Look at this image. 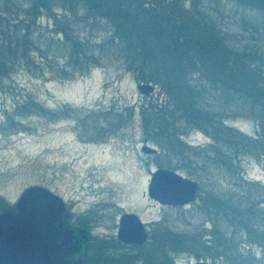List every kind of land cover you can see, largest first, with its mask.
Segmentation results:
<instances>
[{
    "label": "rangeland",
    "instance_id": "obj_1",
    "mask_svg": "<svg viewBox=\"0 0 264 264\" xmlns=\"http://www.w3.org/2000/svg\"><path fill=\"white\" fill-rule=\"evenodd\" d=\"M50 2L53 13L48 15L45 0L40 1L41 12L36 0H0V48L8 42L21 45L12 54L9 72L0 78V196L7 206L14 204L28 185L44 184L64 198L74 223L86 224L91 229V244L117 238L118 219L125 211L135 212L146 225L149 231L143 243L146 244L154 229L166 226L175 231L200 233L207 240L209 236H203V230L212 224L199 211V194H203L206 186H217L222 192L244 193L248 189L254 201L264 200V156L251 155L242 158L239 179L215 169L200 181L174 168L198 181L196 198L186 206L163 205L150 198L146 191L153 170L168 167L172 159L160 152L153 137L146 135L144 120L160 116L150 113L149 104L158 109L168 98L154 82L135 78L133 70L116 53L112 54L109 37L113 30L108 19L89 16L83 7L79 10L71 5L64 7L63 1ZM193 2H198L196 7L191 0L186 5L212 19L237 49L251 46L264 49L262 10L236 0ZM254 20H261L258 32L249 24ZM67 28L83 44L88 43L100 59L74 78L60 77L57 71L69 59L63 44ZM77 62L74 60L71 66L75 63L77 66ZM139 82L153 83L154 90L144 94L136 88ZM219 94L215 90L206 91V104L218 110L235 105ZM31 100L42 110L16 114L27 108ZM17 104H23L22 109ZM46 108L61 113L44 114ZM143 108L147 109L144 116ZM228 111L225 121L230 126L256 136L259 128L253 116L232 115ZM6 114L13 118L7 119ZM177 128L192 147L211 141L204 131L189 128L183 120ZM145 143L157 151L152 154L142 151ZM218 224L221 230L227 227L224 220L220 219ZM136 244L140 243L130 245ZM240 246L246 254L254 255L255 264H264L262 244L241 242ZM106 248L110 255L133 250L119 245ZM148 248L144 247L145 252ZM169 254L174 264L199 260L213 264L210 257L197 258L189 250Z\"/></svg>",
    "mask_w": 264,
    "mask_h": 264
},
{
    "label": "trees",
    "instance_id": "obj_2",
    "mask_svg": "<svg viewBox=\"0 0 264 264\" xmlns=\"http://www.w3.org/2000/svg\"><path fill=\"white\" fill-rule=\"evenodd\" d=\"M40 1L36 0L37 7ZM59 1H63L64 7L71 5L78 10L83 7L89 16L108 19L113 30L109 37L113 45L112 54L116 53V57L133 70L135 78L154 82L168 98L158 109L149 104L147 109L152 110L150 113L160 116L145 119L143 130L148 137H153L160 152L172 159L167 164L169 168H179L200 181L215 169L239 179L244 156H264L263 48L237 49L228 42L221 27H217L203 12L192 11L186 5L187 0ZM191 1L196 7L198 2ZM236 1L264 12V0ZM45 4L50 11L48 15H51L53 6L50 0H45ZM261 20L264 26V17ZM261 20L250 21L249 24L258 32ZM64 35V49L69 59L63 69L57 70L60 77L82 75L85 68L100 61L89 44H83L71 29H65ZM20 47L8 42L0 48V78L9 72L12 54ZM74 60L78 65L75 63L72 67ZM212 90L220 93L230 104H235L228 109L232 115L250 114L257 120L259 129L256 136L230 126L225 121V116H228L226 107L218 110L206 104L204 94ZM29 104L16 114L42 110L32 100ZM17 105L21 108L23 104ZM147 109H142V116L146 115ZM45 113L59 116L61 112L46 108ZM6 117L13 118L8 114ZM182 120L189 128L204 131L210 143L189 145L177 128ZM204 188L203 194H199V211L212 224L202 232L203 236H209L207 240H203L200 233L175 231L166 226L154 229L150 240L142 245L123 244L115 236L94 241L88 246L85 263L174 264L175 260L169 253L189 250L197 258L210 257L213 264H255L254 255L241 250L240 243L256 242L264 247V206L261 205L264 200L254 201L248 189L240 193L232 190L222 192L217 186ZM6 207L7 203L0 196V208ZM220 219L227 224L224 230L218 224ZM115 245L129 246L133 250L110 255L106 247ZM146 245L149 247L147 252L144 249Z\"/></svg>",
    "mask_w": 264,
    "mask_h": 264
},
{
    "label": "water",
    "instance_id": "obj_3",
    "mask_svg": "<svg viewBox=\"0 0 264 264\" xmlns=\"http://www.w3.org/2000/svg\"><path fill=\"white\" fill-rule=\"evenodd\" d=\"M153 87L151 82H139L136 88L148 94ZM141 148L149 154L157 151L146 143ZM197 188L198 181L190 176L157 167L146 192L160 204L186 206L195 200ZM16 199L14 208L0 209V264H83L87 229L69 224L62 196L39 183L25 187ZM117 225L115 235L124 244H143L148 237L135 212L120 214Z\"/></svg>",
    "mask_w": 264,
    "mask_h": 264
},
{
    "label": "flooded vegetation",
    "instance_id": "obj_4",
    "mask_svg": "<svg viewBox=\"0 0 264 264\" xmlns=\"http://www.w3.org/2000/svg\"><path fill=\"white\" fill-rule=\"evenodd\" d=\"M43 4L41 5V3H40V6H39V8H37V10H39V12H41V10L43 9ZM65 203H66V201H65ZM67 205V204H66ZM66 205H65V207H66ZM6 208H14V204H12V205H8ZM1 209V208H0ZM4 209V208H3ZM66 211H67V219H68V222H69V224L70 225H75V226H77L78 228H86L87 229V235L85 236L86 237V242H87V244H86V246L84 247L85 248V251H84V259H83V264H86L85 263V256H87V253L89 252V250H88V246H89V244H90V236H91V229L89 228V227H87V225L85 224H82V225H80V224H78L77 222H73V219H71V215H72V213H70L69 212V210H68V208L66 207ZM147 231H148V229H147ZM148 233H149V231H148ZM147 233V234H148ZM149 235V234H148Z\"/></svg>",
    "mask_w": 264,
    "mask_h": 264
}]
</instances>
